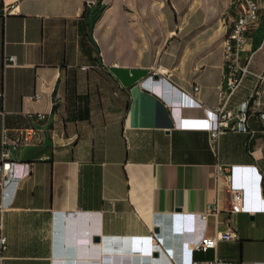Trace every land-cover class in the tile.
<instances>
[{
  "label": "crops",
  "instance_id": "0c3cea01",
  "mask_svg": "<svg viewBox=\"0 0 264 264\" xmlns=\"http://www.w3.org/2000/svg\"><path fill=\"white\" fill-rule=\"evenodd\" d=\"M189 2L0 0V159L3 132L15 137L30 113H45L0 184V264H264V210L252 207V185L264 198V84L261 104L249 105L254 135L226 130L212 141L181 126L203 116L199 105L222 103L227 32L215 17L223 9L230 22L232 9L231 0H193L184 16ZM260 49L264 17L245 55ZM254 53L250 69L260 72ZM256 84L246 75L228 107ZM41 90V100L26 98ZM231 185H245L251 211H231ZM215 201L219 222L202 220ZM227 224L237 239L192 248Z\"/></svg>",
  "mask_w": 264,
  "mask_h": 264
},
{
  "label": "built area",
  "instance_id": "2783aa9c",
  "mask_svg": "<svg viewBox=\"0 0 264 264\" xmlns=\"http://www.w3.org/2000/svg\"><path fill=\"white\" fill-rule=\"evenodd\" d=\"M232 9L230 15V25L224 40V57L225 70L222 75L218 90L222 103L214 110H209L199 105L203 110V116L194 118L192 120H183L181 124L187 128H198L208 130L211 134L212 141H216L221 133L226 130L245 131L250 135L255 134V130L250 129L248 125V118L250 116L249 105L255 102L256 105L261 104V86L264 84V69L256 72L250 69V63L253 53L245 55L246 44L249 31L258 23L256 22V0H231ZM8 61L16 62L15 56H9ZM114 63L113 66H117ZM86 69L87 67H82ZM159 73H166L167 70L159 67ZM248 74H253L257 79L255 90L243 102L236 105L234 108H229L228 104L231 96L236 91L238 86ZM199 87L194 86L197 91ZM43 90L28 95L29 100H41L43 97ZM29 117L32 124L28 127L22 128L18 131L15 137H9L4 131L1 139V159H0V184L13 173L14 166L17 161L14 159V152L23 145H30L36 134V122L45 118L44 112L30 113ZM260 119L264 123V111L260 112ZM221 170V167H219ZM254 172V171H253ZM255 173V172H254ZM258 181L260 177L258 176ZM252 207L259 210H264V198L262 197L259 182L257 185H252ZM231 203L232 212L251 211L247 205L248 190L245 185L235 187L231 185ZM220 208L218 202L210 204L209 209L199 214L202 220L212 214L216 217L217 223ZM238 238L237 231L227 224L225 229H217L213 235L204 236L200 240L192 243V248H216L220 240H234ZM8 248L7 236L3 232V224L0 223V255L3 256ZM189 264H261L246 261H224L218 257L211 261H196L191 260Z\"/></svg>",
  "mask_w": 264,
  "mask_h": 264
},
{
  "label": "rangeland",
  "instance_id": "374dc122",
  "mask_svg": "<svg viewBox=\"0 0 264 264\" xmlns=\"http://www.w3.org/2000/svg\"><path fill=\"white\" fill-rule=\"evenodd\" d=\"M190 6H194V4H193V0H190L189 4H188L187 6H185L184 9H182V15H183V12H184V13H185L184 16H187V15H188V12H191V11H192V9H193L194 7L191 9V11H189ZM263 9H264V8H262V13H261L260 16H259V20H258V22L260 21L261 18L264 17ZM215 22H217L218 24H221V23H222L223 26H226V27H225V31H226V32L228 31V28H229L230 22H229V18H228V16H227V12L224 13V12H223V9H221V12H219V13L216 15V17H215ZM253 28H254V27H253ZM253 28H252V29H253ZM252 29H251V30H252ZM254 59H255V60H258V61H264V49L257 50V51L254 53Z\"/></svg>",
  "mask_w": 264,
  "mask_h": 264
},
{
  "label": "trees",
  "instance_id": "16d2710c",
  "mask_svg": "<svg viewBox=\"0 0 264 264\" xmlns=\"http://www.w3.org/2000/svg\"><path fill=\"white\" fill-rule=\"evenodd\" d=\"M83 15L86 16V17H89V14H88V10L87 9L84 10ZM97 15H98L97 12L92 15V18H91V21H90V31L93 28L94 21L97 18Z\"/></svg>",
  "mask_w": 264,
  "mask_h": 264
},
{
  "label": "water",
  "instance_id": "95a60500",
  "mask_svg": "<svg viewBox=\"0 0 264 264\" xmlns=\"http://www.w3.org/2000/svg\"><path fill=\"white\" fill-rule=\"evenodd\" d=\"M153 78H154L155 80H157V79H159V75H158V74H154V75H153ZM247 169H248V170H252V171H254L255 173H257L256 167H248ZM155 230H156L157 232L160 231V229H159L158 227H156Z\"/></svg>",
  "mask_w": 264,
  "mask_h": 264
},
{
  "label": "bare ground",
  "instance_id": "6f19581e",
  "mask_svg": "<svg viewBox=\"0 0 264 264\" xmlns=\"http://www.w3.org/2000/svg\"><path fill=\"white\" fill-rule=\"evenodd\" d=\"M256 6H258L256 8V22H258V20H259V4H258V0H256Z\"/></svg>",
  "mask_w": 264,
  "mask_h": 264
}]
</instances>
